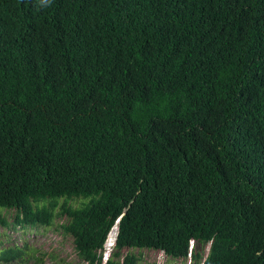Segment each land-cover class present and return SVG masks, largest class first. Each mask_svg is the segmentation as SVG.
<instances>
[{
    "label": "trees",
    "instance_id": "1",
    "mask_svg": "<svg viewBox=\"0 0 264 264\" xmlns=\"http://www.w3.org/2000/svg\"><path fill=\"white\" fill-rule=\"evenodd\" d=\"M119 217L107 264H264V0H0V225Z\"/></svg>",
    "mask_w": 264,
    "mask_h": 264
},
{
    "label": "clouds",
    "instance_id": "2",
    "mask_svg": "<svg viewBox=\"0 0 264 264\" xmlns=\"http://www.w3.org/2000/svg\"><path fill=\"white\" fill-rule=\"evenodd\" d=\"M119 222H120V217L115 221V223L111 227L104 241L103 246L97 249L98 256L101 255L100 264H107L109 259L112 257L113 253L117 250L118 239H119ZM10 229L16 230L18 233L21 234L23 233V236L26 237V234L28 232L37 233L39 231L41 232L43 231L42 234H44L46 231H50L51 227L29 225L25 227L17 226L15 228L14 227L6 228L0 225V236L7 235V232L10 233ZM56 233L57 235L58 234L61 235L59 231H57ZM62 238L68 240L67 237L62 236ZM56 239H57L56 237L53 238V240L55 241ZM68 241L72 244L76 255L72 261L68 260L65 257H61L57 259V255L54 252L40 251L35 247H31L30 244L25 241L22 242L21 244H18L16 241H12V243L9 244V243H5L3 240H0V264H15V263L48 264L46 261L48 257L53 258L54 260L53 264H56L57 261H59L60 259H64L66 261L65 264H73V261H75V264H90L87 260H82V258L79 257L75 242L71 238ZM193 245H194V240L191 243V247H193ZM10 246H13L14 248L11 251L7 252V248ZM126 251L127 248H124L122 250L123 253H125ZM151 251L154 252L160 251L157 257L150 258L151 260L154 259L156 264H191V257H192L191 254L189 255L186 261H183L181 258L173 259L172 256L165 249L150 250L148 252ZM42 259L44 260L42 261Z\"/></svg>",
    "mask_w": 264,
    "mask_h": 264
},
{
    "label": "rangeland",
    "instance_id": "3",
    "mask_svg": "<svg viewBox=\"0 0 264 264\" xmlns=\"http://www.w3.org/2000/svg\"><path fill=\"white\" fill-rule=\"evenodd\" d=\"M114 231V230H113ZM43 232V231H42ZM41 231L34 233V232H28L26 234V237L23 236V233H18L16 230L10 229V233L7 232V235L0 236V240H3L5 243H12V241H16L18 244H21L22 242H27L30 244L31 247H35L39 249L40 251H47V252H54L57 255V259L61 257H65L68 260H73L75 258V251L72 246V244L68 241L62 238L61 235H57V231L54 230V227H51L50 231H46L44 234H42ZM56 237V241L53 240V238ZM147 252V255L149 258L157 257L160 251H151ZM48 264H53L54 260L51 257H48L46 259ZM180 263V262H178ZM15 264H21V263H15ZM32 264V263H30ZM73 264H75V261H73Z\"/></svg>",
    "mask_w": 264,
    "mask_h": 264
}]
</instances>
